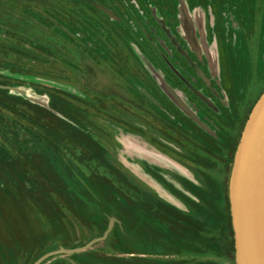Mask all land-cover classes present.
Here are the masks:
<instances>
[{
	"label": "rangeland",
	"instance_id": "1",
	"mask_svg": "<svg viewBox=\"0 0 264 264\" xmlns=\"http://www.w3.org/2000/svg\"><path fill=\"white\" fill-rule=\"evenodd\" d=\"M263 90L264 0H0V264H237Z\"/></svg>",
	"mask_w": 264,
	"mask_h": 264
},
{
	"label": "water",
	"instance_id": "2",
	"mask_svg": "<svg viewBox=\"0 0 264 264\" xmlns=\"http://www.w3.org/2000/svg\"><path fill=\"white\" fill-rule=\"evenodd\" d=\"M96 5L116 17L112 10ZM229 188L236 262L264 264V91L245 124Z\"/></svg>",
	"mask_w": 264,
	"mask_h": 264
},
{
	"label": "crops",
	"instance_id": "3",
	"mask_svg": "<svg viewBox=\"0 0 264 264\" xmlns=\"http://www.w3.org/2000/svg\"><path fill=\"white\" fill-rule=\"evenodd\" d=\"M137 145H138V143H137ZM157 155H158V152L155 153V156H157ZM161 157L162 156H158V158H161ZM136 158H134V160H132V162H133L132 164H135L138 168H140L141 170H143V172H148L149 175H150V172H152V170H154L155 168H157L156 167L157 164H155V162L153 161L152 156H151L152 161L151 162L149 161V163L148 162L147 163H144L143 165L141 164L142 166L139 165L138 162H136V161L139 160V156H137ZM174 161H176V160H174ZM165 167H167V166H165ZM169 167L172 168V166H169ZM162 169H164V168H162ZM132 176H133L132 179L136 183L139 182V180H138L139 179L138 172H136V174L135 173H132ZM163 191L169 192L168 190H163ZM178 200H179V198L176 195L171 194V193H168L167 194L166 201L168 203L174 205L175 207L180 206V204H178V202H179Z\"/></svg>",
	"mask_w": 264,
	"mask_h": 264
},
{
	"label": "flooded vegetation",
	"instance_id": "4",
	"mask_svg": "<svg viewBox=\"0 0 264 264\" xmlns=\"http://www.w3.org/2000/svg\"><path fill=\"white\" fill-rule=\"evenodd\" d=\"M167 24V26L169 27V29H171L172 31H175L174 30V28H172V24L170 23V22H167L166 23ZM187 51H188V53H189V55L191 56V57H193L192 56V49H190V48H187L186 46H183ZM166 56V55H165ZM167 57V56H166ZM167 59V58H166ZM205 59V58H204ZM210 59V58H209ZM167 61H169V62H171V64L175 67V69H178L175 65H174V63L172 62V61H170V59H167ZM206 62V61H205ZM176 63V62H175ZM210 64H211V62H209ZM205 65H207V62L206 63H204ZM184 66V65H183Z\"/></svg>",
	"mask_w": 264,
	"mask_h": 264
},
{
	"label": "trees",
	"instance_id": "5",
	"mask_svg": "<svg viewBox=\"0 0 264 264\" xmlns=\"http://www.w3.org/2000/svg\"><path fill=\"white\" fill-rule=\"evenodd\" d=\"M17 1H19L20 3L21 2H24V0H17ZM264 91V90H263ZM263 93V92H262ZM115 195H117V193H115ZM130 198H131V195H128ZM196 219V218H195ZM230 220H231V216H230ZM234 232V231H233ZM211 241H214V238L211 240ZM234 246H235V244H234Z\"/></svg>",
	"mask_w": 264,
	"mask_h": 264
}]
</instances>
